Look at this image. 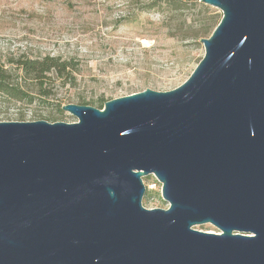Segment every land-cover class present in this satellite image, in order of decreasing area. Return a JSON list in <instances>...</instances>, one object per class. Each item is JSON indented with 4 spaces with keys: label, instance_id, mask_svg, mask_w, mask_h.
Here are the masks:
<instances>
[{
    "label": "water",
    "instance_id": "water-1",
    "mask_svg": "<svg viewBox=\"0 0 264 264\" xmlns=\"http://www.w3.org/2000/svg\"><path fill=\"white\" fill-rule=\"evenodd\" d=\"M201 2L223 17L180 87L0 122V264H264V0Z\"/></svg>",
    "mask_w": 264,
    "mask_h": 264
},
{
    "label": "rangeland",
    "instance_id": "rangeland-1",
    "mask_svg": "<svg viewBox=\"0 0 264 264\" xmlns=\"http://www.w3.org/2000/svg\"><path fill=\"white\" fill-rule=\"evenodd\" d=\"M154 1L0 0V62L21 54L54 56L72 61L75 68L74 81H55L48 100L29 104L0 94V122L74 123L68 112L58 113L59 104L86 100L99 108V99L105 104L147 89L168 92L183 85L205 56L204 45L192 35L211 20L220 21L223 13L201 0H187L186 11L166 17L150 9ZM144 184L152 194L147 199L146 192L144 207L167 209L162 184L154 176ZM196 229L220 233L210 224Z\"/></svg>",
    "mask_w": 264,
    "mask_h": 264
},
{
    "label": "trees",
    "instance_id": "trees-1",
    "mask_svg": "<svg viewBox=\"0 0 264 264\" xmlns=\"http://www.w3.org/2000/svg\"><path fill=\"white\" fill-rule=\"evenodd\" d=\"M189 3L190 1L187 0H155L150 9H156L158 13L169 17L186 11ZM220 21L211 20V24L193 34L192 39L202 41L209 38ZM172 37L176 35L172 34ZM74 72L72 61L61 57L31 58L25 54L12 56L5 62H0V94L5 99L29 104L36 99L48 100L53 96L51 85L55 81H61L63 85L72 83ZM28 83L32 88L27 86ZM80 101L81 105H90V102L86 100ZM98 102L100 103L99 109H103L105 105L102 104L103 99H99ZM62 106V104L58 105V113L62 112ZM48 120L57 121L55 117H49ZM150 195H152L151 192H147V199Z\"/></svg>",
    "mask_w": 264,
    "mask_h": 264
}]
</instances>
